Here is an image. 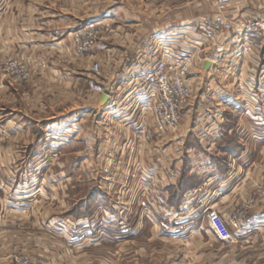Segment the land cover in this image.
Segmentation results:
<instances>
[{
  "label": "crops",
  "instance_id": "crops-1",
  "mask_svg": "<svg viewBox=\"0 0 264 264\" xmlns=\"http://www.w3.org/2000/svg\"><path fill=\"white\" fill-rule=\"evenodd\" d=\"M126 1L130 5V11L122 7L109 10L115 0H8L4 9L2 8L0 59L24 52L34 60L45 58L46 69L24 85L0 77V176H19L30 172L52 173L55 160L60 159L62 152L73 144L77 145L74 154L78 165L81 167L86 164L87 161L82 158L85 155H81L82 149L98 142L103 143L109 136L97 118L102 110L103 95H94L86 88L78 87L79 83L92 77L108 89L114 83L126 80L131 65L146 51L149 40L155 34L176 31L197 18L215 13L214 7L204 0ZM263 9L264 0H232L226 16H250ZM127 15L132 17L129 23H120L119 17ZM97 22L101 23V39L108 51H92L84 56H77L71 44V34L87 23ZM186 37L191 38L190 35ZM235 49L236 46L232 45L220 60L209 61L214 67L210 66L207 74L220 79L238 77L247 81L245 85L248 86V81L256 72H239L234 67L238 63V59L234 58ZM94 64L100 67L98 75L91 71ZM231 66L233 71H230ZM221 68L224 69L223 72H220ZM229 90L225 93L231 94ZM228 104L225 103L224 107L236 114L237 107L232 103ZM221 112L222 109L212 110L206 120L205 126L214 129V137L208 140L209 149L204 153L209 159L207 169L195 170L193 159L196 155L193 153L200 150L201 143L198 146L193 143L195 146L186 147L191 152V157L185 159L186 163L181 166L175 185H169L165 189L170 195V189L177 190L181 181H199L198 187L208 182L209 193L216 195L217 209L226 214L237 202L244 200L254 187L263 185L262 176L255 172L256 165L264 163V155L259 157L263 151L259 150V154L252 153L245 143L249 139L256 146L260 144L263 130L258 129L256 135H248V139L244 137L246 135L238 136L237 154H227L220 144L223 133L230 136L231 131L224 128L236 126L238 131L245 133V127L249 129L254 124L239 117L236 122L227 118L224 122ZM90 130L94 137L89 133ZM191 131L189 129L187 134ZM187 138H184L183 144L195 140L193 136L188 140ZM199 138L196 137V140ZM44 145L45 148L40 151ZM88 149L92 152L90 147ZM66 152L70 156V151ZM219 159L223 165L221 167L218 165ZM212 169L213 173L208 174ZM62 174L65 175L63 171ZM2 206L3 203H0V208ZM44 218L42 221L46 222L52 216ZM245 224L247 229L232 232V238L228 242L220 241L209 230L192 233L185 242L189 247L186 254H191L190 258L193 259L199 252L197 257L201 262L219 264L211 263L214 246L226 247L238 243L240 248L237 255L235 251H227L221 255L223 264H264V206L249 212ZM150 234L151 237L161 238L157 234ZM233 259L235 260L231 263Z\"/></svg>",
  "mask_w": 264,
  "mask_h": 264
},
{
  "label": "built area",
  "instance_id": "built-area-1",
  "mask_svg": "<svg viewBox=\"0 0 264 264\" xmlns=\"http://www.w3.org/2000/svg\"><path fill=\"white\" fill-rule=\"evenodd\" d=\"M204 1L214 7L215 13L197 18L176 31L155 34L146 51L131 65L126 80L108 89L93 79L87 85L92 94L107 95L97 118L109 137L100 148H105L107 158H114L113 164L120 166L116 169L124 179L120 188L128 190L121 195L126 202L122 205L127 216L134 213L135 228L141 230L149 223L158 236L173 235L182 228L177 219L187 213L186 220L200 217L220 241L228 242L232 232L247 229V208L253 201L248 199L236 210L222 214L216 207L215 193L210 194L209 183L204 182L185 193L177 209L171 206L165 188L175 185L184 155L189 158L191 152L183 151V145L179 146L182 141H177L179 137L171 141L169 135L178 133L189 106L191 72L197 57H201L203 67L206 61L220 60L232 45L236 46L233 53L237 59L253 50L263 51L264 11L228 18L226 11L232 0ZM7 2L0 0V11ZM100 24L87 23L71 34L77 56L108 51L101 39ZM257 66L258 72L251 79L253 86L248 85L250 104L245 106L244 115L256 126L264 127V56ZM44 69L45 58L34 60L24 52L0 59V77L14 83H26ZM91 71L98 75L99 65L94 64Z\"/></svg>",
  "mask_w": 264,
  "mask_h": 264
},
{
  "label": "rangeland",
  "instance_id": "rangeland-1",
  "mask_svg": "<svg viewBox=\"0 0 264 264\" xmlns=\"http://www.w3.org/2000/svg\"><path fill=\"white\" fill-rule=\"evenodd\" d=\"M128 4L126 0H115L109 10L122 7L130 11ZM119 19L120 23L123 21L129 23L132 17L120 16ZM263 56L264 50L247 52L245 56L238 58V63L235 64L237 67H234L239 69V72L255 71L257 74V64L263 62ZM199 58L201 57L195 60L191 72L193 80L189 106L184 112L178 133L169 135L171 141L180 138L177 140L182 141L179 146L183 144L185 137L189 136V139L194 137L196 143L193 139L189 141L191 144L185 142L181 146L183 151H186V147L191 148L201 143L200 150L193 153L196 155L193 160L197 171L206 170L209 162L204 153L207 148L209 149L208 140L214 137V129L205 125L212 110L222 109L221 118L224 122L225 118L236 122L238 117L247 119L244 109L250 104L248 96L250 91L247 84L245 85L247 81L238 77L231 79L211 77L207 74L209 70H204L200 66ZM260 60L262 62L258 63ZM233 70L231 66L230 71ZM223 71L221 68L220 72ZM87 81L80 82L78 87L88 90ZM248 82L253 86V81ZM226 90L231 91V94H226ZM225 103L236 106L238 109L236 114L231 110L229 112L224 107ZM260 128L263 135L261 143L256 146L247 136L256 135ZM189 129L192 131L187 134ZM224 129L230 130L235 138L246 135L244 136L248 139V142H245L246 147L255 154L262 150L263 153L259 157L264 155V127L254 124L249 129L245 127V133L238 131L236 126ZM89 133L91 134V130ZM97 135L98 133L95 137ZM196 137H200L199 140H196ZM101 144L103 143L98 142L88 146L92 152L87 146L82 149L81 155H85V158L83 156L82 158L87 162L83 164L84 166L80 163L81 167L74 154L77 145L73 144L62 152L60 159L55 160L52 173L30 172L19 176H0V203H3L0 208V264H205L198 259L199 252L193 259L190 258L191 254H186L189 247L185 242L192 233H204L208 230L212 232L200 217L189 221L185 219L187 213H184L177 219L182 228L173 235H160L162 239L151 237L150 233L155 232L149 223L141 230L135 228L134 213L127 216L125 206L122 205L126 202L122 201L121 195L128 193V190L120 188L124 180L122 173L116 172L120 166L113 164L114 158H107L106 149L100 148ZM44 148L45 145L40 151ZM66 151H70V156ZM186 158L184 155L183 164L186 163ZM255 172L262 176L263 185L254 187L244 200L232 207L231 211L236 210L248 199L253 203L247 208V214L263 208L264 163L256 165ZM212 173L213 169L209 170L208 174ZM111 185L114 188L111 189ZM116 203L119 205L118 208L115 207ZM170 205L178 208L174 204ZM46 216H52L53 221L51 222L52 218L46 222L42 221ZM239 248L238 243L226 247L214 246L211 263L223 264L221 255L227 251H235L237 255ZM234 260H231V263Z\"/></svg>",
  "mask_w": 264,
  "mask_h": 264
},
{
  "label": "trees",
  "instance_id": "trees-1",
  "mask_svg": "<svg viewBox=\"0 0 264 264\" xmlns=\"http://www.w3.org/2000/svg\"><path fill=\"white\" fill-rule=\"evenodd\" d=\"M221 141V146L224 149V152L227 154H237L239 150V146L236 143V138L233 137L232 135L228 136V134L225 132L223 133ZM190 143V142H189ZM188 143V144H189ZM191 144V143H190ZM221 159H219V167L223 166L221 164ZM200 182L196 180H190V181H185L182 183H179L177 190L170 189V195H169V204H174L176 207H179L182 197L184 196L185 193H187L189 190L193 188H197L199 186Z\"/></svg>",
  "mask_w": 264,
  "mask_h": 264
},
{
  "label": "water",
  "instance_id": "water-1",
  "mask_svg": "<svg viewBox=\"0 0 264 264\" xmlns=\"http://www.w3.org/2000/svg\"><path fill=\"white\" fill-rule=\"evenodd\" d=\"M210 66L214 67V65H212L209 61H206L203 64L204 70H208ZM106 100H107V95L103 94V96L101 98V102H105Z\"/></svg>",
  "mask_w": 264,
  "mask_h": 264
}]
</instances>
